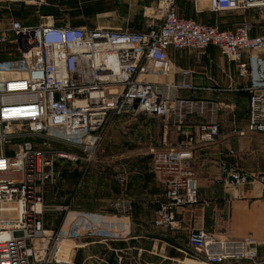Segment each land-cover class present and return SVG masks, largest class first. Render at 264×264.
Instances as JSON below:
<instances>
[{
	"label": "built area",
	"instance_id": "built-area-1",
	"mask_svg": "<svg viewBox=\"0 0 264 264\" xmlns=\"http://www.w3.org/2000/svg\"><path fill=\"white\" fill-rule=\"evenodd\" d=\"M175 2L155 0L159 22L147 31L8 18L0 32V52L13 56L0 61V264H55L58 244L51 250V240L97 232L85 223L97 214L75 211L66 226L44 235L43 213L51 207L43 192L57 165L93 159L111 115H168L183 135L180 149H150L153 170L164 176V199L153 210L154 223L172 230L178 226L176 207L197 202L195 178L185 161L191 157L190 142L215 139L217 103L179 94L195 87L191 71L175 68L168 49L216 47L236 76L248 81L245 131L264 133V72H253L250 63L259 65L253 53L264 51V0H208L212 14H241L230 28L180 16ZM140 75L175 78L156 82ZM192 114L205 117L194 134L181 128ZM221 181L254 183L264 199V173L227 171ZM187 242L208 264H264L255 262L258 243L251 236L218 239L196 229L188 232Z\"/></svg>",
	"mask_w": 264,
	"mask_h": 264
},
{
	"label": "crops",
	"instance_id": "crops-1",
	"mask_svg": "<svg viewBox=\"0 0 264 264\" xmlns=\"http://www.w3.org/2000/svg\"><path fill=\"white\" fill-rule=\"evenodd\" d=\"M98 5L101 23L94 26L147 31L159 22L155 0H102ZM175 5L180 16L213 22L203 0H176ZM85 23L75 17L55 24ZM167 53L175 68L191 71L195 88L179 94L217 103L215 139L205 145L190 142L191 157L185 161L195 178L197 202L176 207L178 226L172 230L154 223L153 210L164 199V176L153 170L150 149H180L183 135L168 115H111L101 129L93 159L57 165L54 180L45 186L43 202L51 208L43 213L44 235L66 226L75 211L97 214L85 220L97 232L51 240V250L58 244L55 264H208L187 242L188 232L196 229L218 239L251 236L258 243L255 262L264 261V199L258 186L221 181L227 171L264 173V133L245 131L248 81L238 78L232 62L212 45ZM260 60L259 65L250 61L253 72H264V57ZM139 78L168 82L175 76ZM204 120L189 115L181 128L194 134L196 124ZM63 206L66 210L55 208Z\"/></svg>",
	"mask_w": 264,
	"mask_h": 264
},
{
	"label": "rangeland",
	"instance_id": "rangeland-1",
	"mask_svg": "<svg viewBox=\"0 0 264 264\" xmlns=\"http://www.w3.org/2000/svg\"><path fill=\"white\" fill-rule=\"evenodd\" d=\"M100 3H102V0H22L14 2L0 0V32L7 28L9 17L22 18L23 23L32 25L39 22L55 24L58 20L62 22L75 17L84 18L85 24L88 26L100 25V16L96 14V9L98 10L96 6L99 7L98 4ZM203 4L207 7V0H203ZM9 11L11 12L9 13ZM251 11L249 10L247 13ZM207 12L212 17L211 21H221L224 23V27H230L242 19L241 14L238 13L222 12L212 14L209 11ZM253 54L254 58L261 59L264 57V51ZM12 58L13 56L0 53V61Z\"/></svg>",
	"mask_w": 264,
	"mask_h": 264
},
{
	"label": "trees",
	"instance_id": "trees-1",
	"mask_svg": "<svg viewBox=\"0 0 264 264\" xmlns=\"http://www.w3.org/2000/svg\"><path fill=\"white\" fill-rule=\"evenodd\" d=\"M3 51H1V53H2Z\"/></svg>",
	"mask_w": 264,
	"mask_h": 264
}]
</instances>
